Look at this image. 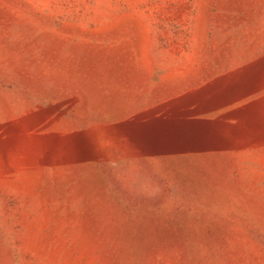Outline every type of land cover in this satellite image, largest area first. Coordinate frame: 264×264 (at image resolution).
Instances as JSON below:
<instances>
[{
  "label": "rangeland",
  "instance_id": "obj_1",
  "mask_svg": "<svg viewBox=\"0 0 264 264\" xmlns=\"http://www.w3.org/2000/svg\"><path fill=\"white\" fill-rule=\"evenodd\" d=\"M0 264H264V0H0Z\"/></svg>",
  "mask_w": 264,
  "mask_h": 264
},
{
  "label": "bare ground",
  "instance_id": "obj_2",
  "mask_svg": "<svg viewBox=\"0 0 264 264\" xmlns=\"http://www.w3.org/2000/svg\"><path fill=\"white\" fill-rule=\"evenodd\" d=\"M186 108H187V106H186ZM181 109V108H180ZM183 109V108H182ZM184 109H185V107H184ZM178 110V109H177ZM172 111V110H171ZM179 111V110H178ZM166 112H167V110H166ZM170 112V111H169ZM180 112H182V111H180ZM175 113H177V112H175ZM172 114H174V113H172ZM180 114V113H179ZM207 157V156H206Z\"/></svg>",
  "mask_w": 264,
  "mask_h": 264
},
{
  "label": "water",
  "instance_id": "obj_3",
  "mask_svg": "<svg viewBox=\"0 0 264 264\" xmlns=\"http://www.w3.org/2000/svg\"><path fill=\"white\" fill-rule=\"evenodd\" d=\"M193 165H194V162H193Z\"/></svg>",
  "mask_w": 264,
  "mask_h": 264
}]
</instances>
